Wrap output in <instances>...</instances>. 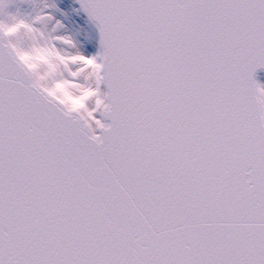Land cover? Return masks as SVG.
Masks as SVG:
<instances>
[{"label":"snow or ice","instance_id":"snow-or-ice-1","mask_svg":"<svg viewBox=\"0 0 264 264\" xmlns=\"http://www.w3.org/2000/svg\"><path fill=\"white\" fill-rule=\"evenodd\" d=\"M13 3L0 264H264V0H79L97 47L75 53L93 89L77 111L18 55L50 13Z\"/></svg>","mask_w":264,"mask_h":264},{"label":"clouds","instance_id":"clouds-1","mask_svg":"<svg viewBox=\"0 0 264 264\" xmlns=\"http://www.w3.org/2000/svg\"><path fill=\"white\" fill-rule=\"evenodd\" d=\"M33 24L39 29L36 33L35 42L27 48L20 49L18 53L23 64L35 69L39 64L43 63L48 66L49 70L56 68L58 65L63 67L75 65V71L71 72L73 77H75L82 68H88L87 62L80 61L75 57L77 50L70 37L67 36V40H61L58 39L61 35L53 34V30L59 25L53 23L51 28H47L46 25L40 24L39 21H34ZM68 41H71V43ZM56 42H62L64 45H69L70 48L58 47ZM37 75L39 76L38 73ZM72 86L73 81L71 79L56 80L51 84L50 91L53 94L65 96L71 103L79 106L84 98L90 96V91L84 88L80 90L79 95L74 97L69 96V89Z\"/></svg>","mask_w":264,"mask_h":264},{"label":"rangeland","instance_id":"rangeland-1","mask_svg":"<svg viewBox=\"0 0 264 264\" xmlns=\"http://www.w3.org/2000/svg\"><path fill=\"white\" fill-rule=\"evenodd\" d=\"M25 1L26 0H14V3L9 6V10H12L16 6L18 7L23 6ZM40 1L33 0V3L36 4L39 3ZM48 2H49L48 5H55V7H47V11L48 13H50L52 19L47 22L46 26H48V28H51V25L53 23H55L57 20L60 21L59 26L53 30V34L66 35L70 37L73 41V44L75 45V49L85 55L94 54V49H93L94 37L92 35L93 25L82 15L75 1L48 0ZM56 43L58 47L70 48L69 45H64L62 42H56ZM29 46H30L29 43L25 44V48ZM75 67L70 65L68 68L71 71H75ZM34 70L39 74L42 81L48 83L50 86L56 80H60L57 77L55 80L52 79L54 70L53 69L49 70L46 64L41 63ZM77 74L82 76L84 82H89V84H91V78L88 75L87 68H82ZM75 86L77 85H74L71 88H75ZM78 86L83 87L81 84H79ZM71 88L69 89V96H73V97L77 96L78 94H76V91L72 90ZM89 90L93 92L91 86H89ZM62 97L66 98L65 96Z\"/></svg>","mask_w":264,"mask_h":264},{"label":"bare ground","instance_id":"bare-ground-1","mask_svg":"<svg viewBox=\"0 0 264 264\" xmlns=\"http://www.w3.org/2000/svg\"><path fill=\"white\" fill-rule=\"evenodd\" d=\"M48 3H49L48 0H41L39 3H36V4L33 3V0H31V1L30 0H26L25 3H24V5L21 6V7H19V9L23 13H27L29 15H34V14H36L37 11H45V12H48L47 11V8H45L43 6L45 4L48 5ZM46 27L48 28V26H46ZM92 35L94 37V46H93V49H94V53H95L96 47H97V31H96L95 25L92 26ZM53 70H55V69H53ZM70 72H72V71L70 70ZM56 77L58 79H60V80L62 79V77H61V75L59 73L56 74ZM71 80L73 81V86L74 85H77V86H75V88H71L72 90L76 91V94L79 95L81 89H84V88L89 89V86H90L89 82H84V80H83V78H82L81 75L76 74V76L73 77V78H71ZM258 81L261 84H264V76H260V77L258 76ZM79 84H81L83 87L78 86ZM51 94L54 97H56L59 102H61L63 105H65L69 109H71L73 111H77V110H80V109H83V108H86L87 107V101L93 95V92L90 91V96L87 97V98H84L82 100V102H81L82 104H80L79 106L74 105L73 103H71V101L68 98H64V97H62L59 94H53V93H51Z\"/></svg>","mask_w":264,"mask_h":264},{"label":"water","instance_id":"water-1","mask_svg":"<svg viewBox=\"0 0 264 264\" xmlns=\"http://www.w3.org/2000/svg\"><path fill=\"white\" fill-rule=\"evenodd\" d=\"M77 3L79 4V0H77ZM80 5V4H79ZM86 14V13H85ZM87 15V14H86ZM258 74H263L264 75V69H258L255 73V79L257 77ZM258 81V78H257ZM259 82V81H258Z\"/></svg>","mask_w":264,"mask_h":264}]
</instances>
